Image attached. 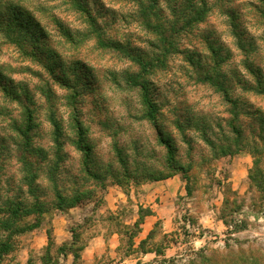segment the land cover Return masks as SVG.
<instances>
[{"label": "rangeland", "instance_id": "obj_1", "mask_svg": "<svg viewBox=\"0 0 264 264\" xmlns=\"http://www.w3.org/2000/svg\"><path fill=\"white\" fill-rule=\"evenodd\" d=\"M189 1L192 0H158L149 8L154 11L149 17L142 9L147 0L79 1L91 12L98 26L92 25L107 42L121 43L132 53H141L155 63L144 71L126 51L101 45L91 18L71 0H0V19L7 14V8H22L46 28L49 37L39 40L40 49L46 50L47 56L50 54L46 62L56 72L51 73L46 63L34 61L19 48L7 32V24L0 20V73L10 80L8 85H15L20 94L30 95L35 102V144L50 149L60 137L64 160L59 178L64 193L71 194L77 187L93 192L83 203L65 210L52 207L42 218L48 221L50 232L54 230V221L61 236L69 232L74 240L75 232V244L64 245L62 252L63 246L53 243L49 247L48 241L41 245L39 238L31 239L26 232L16 237L14 251L0 258V264H82L81 257L71 263L72 251L79 249L81 255L89 237L103 231L120 233L121 245L118 253L109 249L97 257L95 264H120L128 255L133 259L141 256V235L133 224L135 211L131 204L115 211H102L101 205L109 187L118 185L129 194L133 185L166 174L183 181L184 195L176 199L173 230L165 234L164 225H158L146 248L166 253L170 248L166 258H179L178 264L193 258L203 248L208 255L221 257L229 252L228 244L234 251L243 248L264 258V194L250 178V171L255 168L251 151L254 142L262 152L257 158L264 170V148L259 137L264 135V95L242 85L256 80L246 64L260 69L264 78V14L258 10L264 5L262 0H196L194 5L204 6L203 1L206 2L205 19L190 27L183 26V22L179 24L177 33L171 34L174 45L164 55L157 47L156 33L174 29H169V23L174 21V7L182 13L186 11L184 16L192 14L194 7ZM58 20L74 34L75 42L59 30ZM151 23L156 26L150 28ZM30 48L28 44L25 47ZM161 54L164 58L158 60ZM200 63L208 69L215 67L226 77L230 93L240 105L248 146L235 154L223 155L205 140L208 136L220 144L223 135L229 132L227 119L232 114L231 105L221 92L200 79ZM54 74L62 77L68 74L72 83L76 79L77 91L63 86ZM136 79L145 83L148 95L157 102L159 121L175 144L176 150L171 155L175 158L173 163L181 167L179 173H173L168 149L159 141L157 129L147 116L144 93ZM21 114L19 102L0 87V148H9L3 153L7 159L4 196L13 190L17 192L22 185L13 145L17 134L10 126L14 120L23 118ZM75 114L85 127L95 167L100 171L112 169L117 177L107 176L104 186L81 179L82 154L72 143L75 133L70 126ZM117 150H122L126 157L128 173L118 163ZM41 182L47 188L43 176ZM84 206V211H75ZM121 213H125L123 217ZM35 218L32 216L28 221ZM163 259L160 256L156 264Z\"/></svg>", "mask_w": 264, "mask_h": 264}, {"label": "trees", "instance_id": "obj_2", "mask_svg": "<svg viewBox=\"0 0 264 264\" xmlns=\"http://www.w3.org/2000/svg\"><path fill=\"white\" fill-rule=\"evenodd\" d=\"M78 9L82 10L84 13H87V16L91 18V25L98 26L95 18L90 11L79 1L81 0H71ZM158 0H147L146 3L143 4L142 9L145 12L146 16L154 15V11L149 9L153 7ZM190 6L194 7L192 14H187L188 16H184L186 11L177 10L174 7V21L170 22L171 27L169 29L172 30H161L156 33L159 43L157 47L163 51V54L166 55V52H170L172 46L174 45V40L172 37V33H177V28L179 24L183 26L190 27L197 22H202L208 12V8H206V2L204 6L201 4H195L196 0L189 1ZM188 2V3H189ZM264 5V0H262ZM149 5H148V4ZM192 9V8H191ZM262 9V11H261ZM259 12L264 14V6L258 7ZM188 11V10H187ZM7 14L1 17V21L7 24V32L10 33L11 38L15 41V43L19 46V48L24 49L25 53L29 56L33 57L34 61L46 63L48 70L51 73L55 72V67L52 66L49 61L46 62L50 57V54L46 55V50L40 49L39 40L44 39L47 40L49 37V32L46 30L44 26L41 25L40 21L30 13H26V11L22 10V8H7ZM3 13V12H1ZM149 20V19H148ZM152 20V17H150ZM171 21L168 19V22ZM167 23V22H166ZM92 25V26H93ZM93 26V27H94ZM154 23L149 24L150 28L155 27ZM182 26V29L184 27ZM2 27V26H1ZM57 27L63 35L70 39L71 42H75L74 34L66 28V26L58 20ZM176 29V30H175ZM170 32V34H168ZM7 33V34H8ZM94 33L99 38V43L101 45H108L112 47L114 50L118 51H126L129 56L132 57V60L139 63L142 70H147L149 67L153 68L155 64L150 58L146 59L141 53L134 54L129 50V47H125L123 44L110 41L107 42L105 36H102L100 32L94 27ZM9 35V34H8ZM105 38V39H104ZM32 48L30 50H26L25 47L27 44ZM131 49V48H130ZM211 50L215 54V50L211 48ZM52 52V51H51ZM54 54V53H53ZM164 55L161 54L159 59L164 58ZM194 63V60H191ZM201 65V63H200ZM209 66V65H207ZM247 68L251 73L256 77L254 83L243 82V88L247 90L254 91L256 94L264 95V78L262 77V73L260 69L255 68L251 64H246ZM46 67V66H45ZM63 67V66H61ZM200 79L203 82H208L215 86L221 94L224 96L225 100L231 105L229 111H231L232 117L227 119V127L229 132L223 135V138L220 141V144H216L211 138L208 136L205 137L206 142L216 151H220L223 155H232L237 153L240 150L247 148L248 143L245 142L244 138V128L241 124L240 114L241 108L237 100H235L231 93L229 84L222 77L221 73L217 72L215 67H205V64L201 65ZM214 69V72H212ZM0 73V87L7 93V95L13 99L14 101L19 102L22 107V119H16L11 122L10 126L13 131L17 134V138L14 140L13 145L15 146V159L20 164V170L22 173L21 176V186L18 187V191L13 190L12 194L8 196H4L2 191V185L4 181V177L6 175V162L7 159L3 157V153H7L9 148H0V258L9 255L15 249L16 237L20 234L32 231L38 228L41 225L42 218L44 214H46L52 207L65 210V208L77 206L83 203V199L86 197H91L93 195L92 190L83 189L80 187L73 188L71 194H65L64 190L60 184V176L59 172L61 170V163L64 160V156L62 154V143L60 137L54 140V145L52 148L47 149L43 146H39L35 144L34 141V131L36 128V124L34 122L35 115V102L30 95H22L20 94V90L15 85H8L7 79L2 76ZM55 79L65 87L73 89L77 91L78 83L71 80L72 78L65 74L62 77V74H54ZM135 83L141 87L144 93V102L146 106L147 116L154 123L155 128L157 129L159 141L164 144L169 152V160L173 166L175 172L179 173V169H181L180 165L177 163H173L175 159L171 153L176 150L173 138L166 133L163 125L159 121V110L157 109V102L153 100L147 92V88L145 83L138 79L134 80ZM10 82V80H9ZM49 84V83H48ZM47 88L43 89V94L46 95ZM75 93V92H74ZM49 95V93H48ZM74 112L77 113V108L73 109ZM71 129L75 133V138L72 139L73 145L76 149L82 154L81 160V168L80 174L82 175L81 179L83 181H93V182H101L104 186V182L107 176H114V172L112 169H107L105 171H100L95 167L94 153L92 146L88 143L86 139V131L85 127L79 116L75 114L73 119ZM262 127L264 130V116L262 117ZM55 135H59V133H55ZM264 148V135L259 136ZM3 144V143H2ZM255 146L251 148L253 154L255 156V168L250 171V178L254 184L263 194H264V170L260 167V161L257 156L262 154L259 152V148L257 146V142H254ZM118 163L124 167L125 173H128L127 161L126 157L122 150H117ZM112 171V172H111ZM185 172V171H184ZM42 176L45 178L46 186L49 188V191L45 186H43L41 182ZM128 178H132L129 174H125ZM171 174H166L165 176H160L159 178H154L155 180H161L164 178H169ZM48 184V185H47ZM26 187V189H25ZM188 193H191L190 188H187ZM151 214V209L142 208L140 209V218L136 222V228H140V224L144 221L146 215ZM35 216L34 221H28V218ZM225 221V220H224ZM228 225V223L225 221ZM159 222L157 223V225ZM239 228H235L237 231ZM155 233V229H153L148 238L142 240L140 246L143 252H156L158 255L164 257L161 264H178L179 258H166L165 252L162 249H148L145 247L149 239H152ZM229 233H233L232 230ZM74 235V241H76V234ZM49 236V247L53 244L51 233H48ZM76 242H73L75 244ZM229 252L221 257H212L206 253V250L203 248L198 252H195V256L190 258L185 263L181 264H264V258L261 256L255 255L252 252L241 248L238 251L232 250L230 248V244H228ZM64 246L60 248L62 252H64ZM76 251H72L75 257V261L78 260L81 255L79 253V249H75ZM81 250V249H80ZM66 251V250H65Z\"/></svg>", "mask_w": 264, "mask_h": 264}, {"label": "crops", "instance_id": "obj_3", "mask_svg": "<svg viewBox=\"0 0 264 264\" xmlns=\"http://www.w3.org/2000/svg\"><path fill=\"white\" fill-rule=\"evenodd\" d=\"M184 189L185 186L183 181L177 177L145 182L137 186L133 185V190L131 192L129 191V194L126 193L123 188L116 185L109 187L101 208L102 211H115L119 207L122 208L123 206H127V203H130V207H132L133 211H135V214H133V216H135L133 222L134 226L140 218L141 207L151 209V214L146 215L144 221L140 224V228H137L139 231L138 234L141 235L142 241L147 239L150 232L160 224L164 225L165 234L170 233L173 230L171 228V223L173 222V218L176 215L178 207L176 199L177 197L184 195ZM84 210L85 206L81 207L80 209H76L75 211L78 212ZM124 214L125 213H121V217H123ZM66 215L72 218L69 213ZM85 217L86 215L81 220H84ZM81 220L77 221L81 222ZM158 222L159 224L157 225ZM62 225L63 227L66 226V224ZM53 226L54 230L50 232L48 221L43 219L41 225L38 228L27 232L26 235L30 236L31 239L39 238L41 240V245L42 242H49V232L51 233L53 243H55L57 246H64L74 242L69 232L65 233L63 236L58 233V228L56 227L55 221ZM120 237L121 234L118 232L108 233L103 231L101 233L93 234L91 237H89L85 243V246L81 250L82 264H95L97 257L103 255V253L109 249L113 250L115 253H118L119 246L121 245ZM168 250H170V248L167 249V253ZM167 253L165 252V257H168ZM140 254L141 256L135 257L134 259L132 258V255H128V257H125V259H123L120 264H156L157 259L161 256L156 252L141 251ZM68 256L71 257V255ZM71 259V263H74L75 257L73 256ZM68 261L69 260L67 259V263H70Z\"/></svg>", "mask_w": 264, "mask_h": 264}]
</instances>
